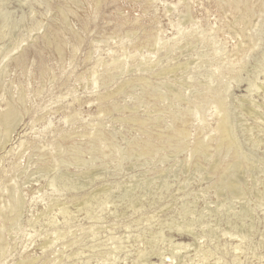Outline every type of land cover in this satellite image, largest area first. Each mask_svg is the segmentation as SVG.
I'll list each match as a JSON object with an SVG mask.
<instances>
[{
    "label": "rangeland",
    "instance_id": "obj_1",
    "mask_svg": "<svg viewBox=\"0 0 264 264\" xmlns=\"http://www.w3.org/2000/svg\"><path fill=\"white\" fill-rule=\"evenodd\" d=\"M6 110L0 264H264V0H0Z\"/></svg>",
    "mask_w": 264,
    "mask_h": 264
},
{
    "label": "bare ground",
    "instance_id": "obj_2",
    "mask_svg": "<svg viewBox=\"0 0 264 264\" xmlns=\"http://www.w3.org/2000/svg\"><path fill=\"white\" fill-rule=\"evenodd\" d=\"M16 117L17 116L15 115L14 112H12V110H8L3 116L0 117V149L1 150L2 148L5 147V145H7L8 142H10L11 134L13 133V128L16 122H18Z\"/></svg>",
    "mask_w": 264,
    "mask_h": 264
}]
</instances>
